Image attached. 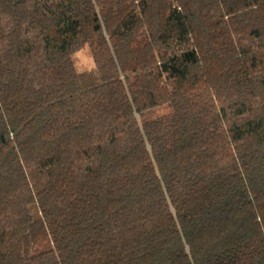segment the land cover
<instances>
[{
    "label": "trees",
    "instance_id": "obj_1",
    "mask_svg": "<svg viewBox=\"0 0 264 264\" xmlns=\"http://www.w3.org/2000/svg\"><path fill=\"white\" fill-rule=\"evenodd\" d=\"M0 264H264V0H0Z\"/></svg>",
    "mask_w": 264,
    "mask_h": 264
},
{
    "label": "rangeland",
    "instance_id": "obj_2",
    "mask_svg": "<svg viewBox=\"0 0 264 264\" xmlns=\"http://www.w3.org/2000/svg\"><path fill=\"white\" fill-rule=\"evenodd\" d=\"M72 60L78 74L81 77V82L84 88L94 87L100 83L95 63L88 46H85L82 50L74 54ZM172 112L173 109L171 106L164 105L146 112L142 116V121L145 123L169 115Z\"/></svg>",
    "mask_w": 264,
    "mask_h": 264
}]
</instances>
